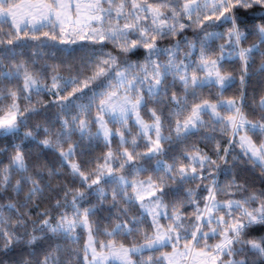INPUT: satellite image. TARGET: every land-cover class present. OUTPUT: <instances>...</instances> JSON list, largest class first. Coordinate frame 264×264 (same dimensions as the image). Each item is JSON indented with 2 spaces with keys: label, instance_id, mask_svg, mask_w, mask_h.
I'll list each match as a JSON object with an SVG mask.
<instances>
[{
  "label": "snow or ice",
  "instance_id": "6c2138e0",
  "mask_svg": "<svg viewBox=\"0 0 264 264\" xmlns=\"http://www.w3.org/2000/svg\"><path fill=\"white\" fill-rule=\"evenodd\" d=\"M0 264H264V0H0Z\"/></svg>",
  "mask_w": 264,
  "mask_h": 264
},
{
  "label": "trees",
  "instance_id": "16d2710c",
  "mask_svg": "<svg viewBox=\"0 0 264 264\" xmlns=\"http://www.w3.org/2000/svg\"><path fill=\"white\" fill-rule=\"evenodd\" d=\"M79 54H80L79 51H77V53L75 55H79ZM253 86H258V85H256L255 80L253 81ZM229 94H231V93H229ZM201 146H203V145H201ZM97 151H100V149H97Z\"/></svg>",
  "mask_w": 264,
  "mask_h": 264
}]
</instances>
